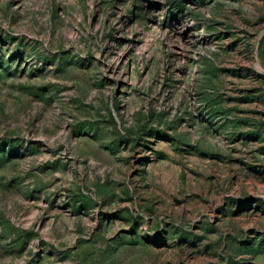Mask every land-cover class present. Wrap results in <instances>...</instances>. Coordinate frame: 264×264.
Returning a JSON list of instances; mask_svg holds the SVG:
<instances>
[{"label":"rangeland","instance_id":"374dc122","mask_svg":"<svg viewBox=\"0 0 264 264\" xmlns=\"http://www.w3.org/2000/svg\"><path fill=\"white\" fill-rule=\"evenodd\" d=\"M0 264H264V0H0Z\"/></svg>","mask_w":264,"mask_h":264}]
</instances>
